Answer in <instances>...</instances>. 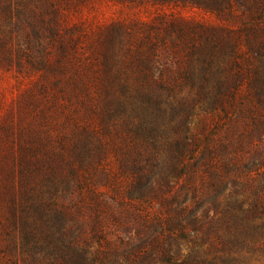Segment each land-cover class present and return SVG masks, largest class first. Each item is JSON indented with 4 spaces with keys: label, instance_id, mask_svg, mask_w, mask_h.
I'll return each mask as SVG.
<instances>
[{
    "label": "trees",
    "instance_id": "1",
    "mask_svg": "<svg viewBox=\"0 0 264 264\" xmlns=\"http://www.w3.org/2000/svg\"><path fill=\"white\" fill-rule=\"evenodd\" d=\"M180 1L207 11L235 1L260 10L259 19L195 20L187 34L146 36L133 47L111 28L84 80L78 71L67 74L73 40L58 44L53 62L46 59L41 39L53 41L60 22L26 19L27 13L41 15L40 0H12L0 11V65H12L10 41L22 34L38 55L18 49L17 63L24 56L41 72V92L48 95L33 121L19 128L16 152L0 157L2 249L18 242L51 247V230L62 231L70 218L87 213L92 229L106 215L114 224L149 230L129 240L120 255L124 263L107 256L109 264H264V195L211 194L215 181L202 175L208 171L219 181L235 161L234 150L251 144L264 166V0ZM236 20L241 24L233 30L228 23ZM198 28L205 33L199 43L189 34ZM234 31L244 34L251 52L245 88L211 82L226 54L219 46L223 33ZM49 116L55 117L51 133ZM198 179L206 195L197 193ZM107 185L111 192L96 189ZM85 245L70 243L61 251L69 260Z\"/></svg>",
    "mask_w": 264,
    "mask_h": 264
},
{
    "label": "rangeland",
    "instance_id": "2",
    "mask_svg": "<svg viewBox=\"0 0 264 264\" xmlns=\"http://www.w3.org/2000/svg\"><path fill=\"white\" fill-rule=\"evenodd\" d=\"M12 0H0V11ZM42 5L41 15L34 13L25 14L26 19H45L52 22L57 19L60 22L59 31L53 41L49 38L41 39L45 44L46 59L53 62L58 53L60 42L69 44L73 40V46L69 48L66 66L69 69L67 74L77 72L84 80H89L94 70L93 54L99 41L106 36L111 28L117 27L121 34L130 38V45L133 47L135 39L140 40L146 36L163 37L165 39L176 38L180 33L187 34V26H191L195 20L201 24H216L218 19H259L255 12L260 10L246 9L235 1L231 5L222 4L212 11H207L201 7L181 2L180 0H40ZM45 1V2H44ZM251 10V11H249ZM16 19V18H13ZM227 24L226 21L222 20ZM2 24V22H0ZM241 20L230 22L231 29H237ZM30 39L32 35L26 27ZM189 34L194 36L199 43L205 35L198 28ZM223 33L225 37L219 42V46L224 54L218 60L215 71L218 78L211 82H221L229 85H239L247 87L250 79L247 69V58L251 57L250 50L246 48L245 36L242 33ZM50 42V43H49ZM13 50L12 65H0V157L15 153L17 150L16 139L19 128L27 126L33 121L36 112L46 105L48 95L41 92L42 84L41 72L35 70L27 62L24 56L21 62L17 63L18 49L26 48V52L32 57L37 56L36 48L26 43L21 35L13 36L10 41ZM23 45V47L19 46ZM233 45H237L239 50H233ZM25 46V47H24ZM29 47V48H28ZM20 53V51H19ZM168 51L161 50L160 55L163 61L167 60ZM233 60L238 63L233 64ZM241 70H239V68ZM250 78V77H249ZM55 117H48V129L50 133L54 129L53 121ZM209 124V120L207 121ZM253 143V142H252ZM253 144L244 146L240 150H234L232 156L235 161L232 167L226 169L225 174L218 181L215 176L208 171L203 172L205 178H211L213 191L224 194H234L243 198H251L257 195H264V166L261 165L262 154L253 149ZM221 155V152L218 153ZM202 172V171H201ZM125 182H122V184ZM198 191L206 195V188L202 187L199 179L196 182ZM257 186V188H256ZM112 185L98 186V190L112 191ZM198 201L195 199L191 207L197 208ZM101 217V226L91 228V214H78L70 218L69 227L56 232L51 230L48 237L53 240L51 247L45 249L38 248V244L21 246L17 245L2 249L5 244V234L0 231V263L4 264H78L87 263L94 260L95 264L105 261L109 264L113 260L124 263L121 255L128 247L130 239H134L137 234L147 235L149 230L143 224L130 222L125 224H114L112 219L106 215ZM82 219L85 220L82 223ZM143 229V231H142ZM17 238L20 234L16 232ZM87 245L78 246L77 253L73 258L66 260L63 256L66 244L85 243ZM58 245H57V244ZM60 256L58 257L57 251ZM109 257V262L105 257Z\"/></svg>",
    "mask_w": 264,
    "mask_h": 264
}]
</instances>
